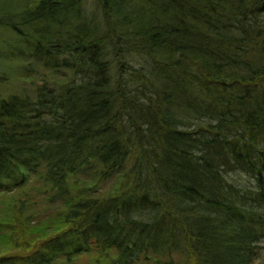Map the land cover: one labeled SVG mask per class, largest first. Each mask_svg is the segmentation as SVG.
I'll return each instance as SVG.
<instances>
[{
  "label": "trees",
  "instance_id": "trees-1",
  "mask_svg": "<svg viewBox=\"0 0 264 264\" xmlns=\"http://www.w3.org/2000/svg\"><path fill=\"white\" fill-rule=\"evenodd\" d=\"M262 2L0 0V264H264Z\"/></svg>",
  "mask_w": 264,
  "mask_h": 264
},
{
  "label": "rangeland",
  "instance_id": "rangeland-1",
  "mask_svg": "<svg viewBox=\"0 0 264 264\" xmlns=\"http://www.w3.org/2000/svg\"><path fill=\"white\" fill-rule=\"evenodd\" d=\"M87 8H86V13L87 14H91L92 13V15H93V19H97V18H100V11H99V9L96 7V4L95 3H93V2H90V3H88L87 4V6H86ZM88 259L87 258H85L84 259V261H87ZM55 264V263H54ZM60 264H62V263H60Z\"/></svg>",
  "mask_w": 264,
  "mask_h": 264
},
{
  "label": "water",
  "instance_id": "water-1",
  "mask_svg": "<svg viewBox=\"0 0 264 264\" xmlns=\"http://www.w3.org/2000/svg\"><path fill=\"white\" fill-rule=\"evenodd\" d=\"M262 4L264 5V0H263Z\"/></svg>",
  "mask_w": 264,
  "mask_h": 264
}]
</instances>
